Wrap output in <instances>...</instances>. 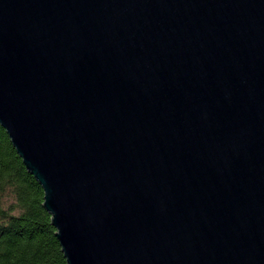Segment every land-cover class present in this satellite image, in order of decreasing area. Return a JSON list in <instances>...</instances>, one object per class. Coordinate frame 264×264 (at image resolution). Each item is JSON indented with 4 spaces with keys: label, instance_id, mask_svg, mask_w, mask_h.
<instances>
[{
    "label": "water",
    "instance_id": "obj_1",
    "mask_svg": "<svg viewBox=\"0 0 264 264\" xmlns=\"http://www.w3.org/2000/svg\"><path fill=\"white\" fill-rule=\"evenodd\" d=\"M0 125L66 264H264V0H0Z\"/></svg>",
    "mask_w": 264,
    "mask_h": 264
},
{
    "label": "trees",
    "instance_id": "obj_2",
    "mask_svg": "<svg viewBox=\"0 0 264 264\" xmlns=\"http://www.w3.org/2000/svg\"><path fill=\"white\" fill-rule=\"evenodd\" d=\"M43 195L0 125V264H66Z\"/></svg>",
    "mask_w": 264,
    "mask_h": 264
}]
</instances>
